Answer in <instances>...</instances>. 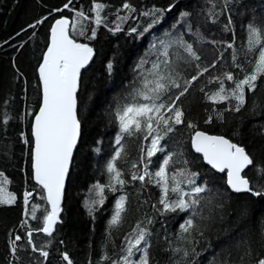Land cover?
I'll return each mask as SVG.
<instances>
[{
	"label": "trees",
	"instance_id": "trees-1",
	"mask_svg": "<svg viewBox=\"0 0 264 264\" xmlns=\"http://www.w3.org/2000/svg\"><path fill=\"white\" fill-rule=\"evenodd\" d=\"M68 2L0 0V172L4 174L0 183L6 178L7 183L2 186L17 197L14 204L0 205V264H67L62 259L64 252L73 264H111V260L123 254L125 235L138 221L150 232L151 264H176L182 253L174 254L172 248L186 247L191 252L193 247L178 239L180 225L189 218L191 210L164 212L159 204L162 193L154 174L168 152L182 153L177 157L181 163L170 166V171L184 167L195 173L196 184L207 185L210 190L201 195L215 198L218 193L219 198L213 199V203L222 201V208L215 210L213 218L205 222L203 238L194 234L199 241L195 244L198 255L184 258L181 264L184 261L186 264H255L264 255V196L229 190L225 173L207 166L202 156L193 151L190 141L192 134L201 130L224 136L244 147L254 164L248 166L243 175L250 179L253 190L264 185V178L257 172V166L264 167V78L257 81L255 92L246 90L245 104L238 112L234 110V100L214 103L205 97V92L211 94L219 88V82L211 80L212 77H222L224 72L231 71L237 79H242L252 70L258 50L248 51L247 28L250 22H264V0H229L227 6L225 0H128L135 8L131 14L122 7L125 0H97L104 5L101 15L105 22L99 26L92 19L95 15L91 11L93 0H71L69 8L64 9L63 5ZM153 9L159 10L155 17L142 15ZM79 11L90 19L81 21L76 29L70 27L71 36L89 44L94 56L80 76L77 93L80 137L67 176L59 222L52 235L41 231L32 233L34 246L48 251L45 259L39 251H33L27 237L30 229L43 226L45 209L49 211L43 189L33 181L31 170L32 113L36 112L41 99L37 69L52 20L67 16L72 24L74 19H79ZM181 13L189 15L182 17ZM118 16L128 19L121 22ZM154 18L159 22L139 36ZM42 19L43 22L37 24ZM116 24H121L122 30L110 31ZM92 28H96V36L88 39ZM131 28H136L137 33L130 34ZM181 36L202 57V65L215 60L216 67L209 68L182 98L185 123L177 125L176 131L167 136L160 132L164 136L160 142L164 151L149 158L150 138L144 139L145 134L123 137L126 154L117 161V166L126 183L122 187L116 185L115 192L105 189L104 203L94 205L95 211L89 215L85 201L99 199L89 189L98 182L107 184L109 181L106 163L115 153L119 132L115 112L118 106L128 102L133 87L139 86L137 63L142 57L149 61L156 58L146 55L153 41ZM229 44L231 48L227 47ZM176 52L187 56L182 48L174 45L170 53ZM234 55L240 68L234 66ZM177 66L189 77L195 74L194 67L188 68L183 61H177ZM150 67V62L144 65L145 69ZM225 87L231 89L234 84L225 81ZM218 113L223 119L217 118ZM209 116L212 120L206 123ZM189 122L195 128H189ZM133 162L137 164L135 170L131 167ZM145 165L151 178L146 177L143 182L133 180V171L143 174ZM182 187L185 192L191 190L190 184H182ZM25 191L33 193L27 206L23 200ZM120 196L127 197L125 223L119 229H110L109 220ZM32 205L39 206L36 218L32 216ZM203 214L207 216L208 211ZM149 219L151 224L147 223ZM24 221L26 223H22ZM17 235L21 240L16 241L18 250L14 256L11 242ZM249 251L251 255H245ZM105 255L110 259L102 260ZM133 259L138 260L139 254Z\"/></svg>",
	"mask_w": 264,
	"mask_h": 264
},
{
	"label": "snow or ice",
	"instance_id": "snow-or-ice-1",
	"mask_svg": "<svg viewBox=\"0 0 264 264\" xmlns=\"http://www.w3.org/2000/svg\"><path fill=\"white\" fill-rule=\"evenodd\" d=\"M229 0H225V5ZM71 0L63 5L64 9H68ZM123 9L131 14L135 12V8L125 0ZM171 7V6H170ZM104 5L93 0L91 11L94 15V23L99 26L104 24V18L101 15ZM60 12L61 9H55ZM159 10L142 13V15L155 17ZM188 13H181L182 17L188 16ZM79 19H74L71 27L76 29L81 25V21L90 19L83 11L77 13ZM121 22L128 19L127 16L117 17ZM38 20L37 24L42 23ZM159 21L153 19L144 32H139V36H143ZM232 23L229 18L228 25ZM228 25L225 26L226 30ZM29 27H34L30 25ZM70 27L69 20L65 17L56 19L51 26V42L47 47V51L43 54V62L39 65V77L43 86L42 103L39 106V111L32 113L35 120L32 124V136L34 138V147L31 152L32 168L34 179L38 184L42 185L47 193V203L51 206L50 211H46L43 216L42 227L39 229H30L27 233L28 243L33 245V251H39L40 255L45 259L49 256L48 251L37 249L32 241L33 231H41L47 235H52L54 226L59 220L61 212V199L64 193L65 178L69 171V164L72 158V150L76 145L77 138L80 135V121L77 118V103L76 90L77 82L80 76L81 69L88 64L92 58L93 49L88 44L77 43L70 38L68 29ZM175 27V26H174ZM122 30L121 24L110 31L119 32ZM191 30V27H189ZM136 28H131L129 33H137ZM81 35L84 32L81 31ZM96 36V28L91 29V36L88 39H94ZM247 48L249 52L258 50V56L255 58L254 66L250 72H247L242 79H237L231 71H226L223 76L212 77L211 80L219 82L217 91L208 94L205 92V97L214 103L220 101H235V111H239L245 104L246 90L255 92L257 89V81L264 78V22H250L247 28ZM182 48L187 56L180 55L179 52L170 53L173 46ZM257 46H259L257 48ZM227 47L231 48L229 44ZM146 55H155V59L149 61L142 57L137 63L136 68L139 70L137 79L139 86L133 87L129 93L130 99L117 107L115 119L119 123V132L116 137L117 147L114 155L106 163V170L109 174L107 184L96 183L89 189V192H95L99 197L98 200L85 201L88 205L89 215L94 211V205L103 204L105 201V189L115 192L116 185L121 187L126 183L122 179V171L117 166V161L126 154V149L122 143L124 136L132 137L138 134H145L144 139H151V145L147 150V156L151 158L157 152L164 151L160 147V142L164 136L160 135L163 131L167 136L176 131L177 125L185 123V110L182 104V98L189 93L194 82H196L205 73H208L209 68L216 67V61L213 60L207 66L200 63L202 57L198 55L193 45L186 43L183 36L170 39L153 41L149 46V52ZM173 55L175 59H173ZM237 57L233 56V61L236 62ZM177 61H183L188 68H193L195 74L186 75L179 70ZM151 63V67L144 68V65ZM235 67L240 68V64L236 62ZM111 70V63L108 65ZM225 81H230L234 87L228 89L225 87ZM211 82V81H210ZM175 90V91H173ZM204 92V89H200ZM5 104L8 101H4ZM217 118L223 119L222 114H217ZM212 117L209 116L207 122H211ZM189 128H195L191 122L188 123ZM23 135V133L21 134ZM192 147L196 152L202 153L204 159L219 171L227 170V184L236 193L247 192L253 196H264V185L260 189L253 190L249 178L242 175L244 169L254 164V160L246 149L238 144L232 143L224 136H209L204 132L196 131L192 136ZM27 142V141H26ZM143 152V148L141 149ZM182 153L168 152L158 170L155 172V183L161 188V198L159 204L164 212H175L191 210V215L180 225V234L178 239L187 245H193L191 252L186 247L172 248L174 254L182 253L181 260L176 261V264H181L184 258L192 254L198 255L195 250V244L199 243L196 239L198 234L201 238L204 236V229L207 227L206 221L213 218L215 210L222 208V201L213 203V199H218L219 194L215 198H207L201 194L206 191L207 185L198 186L194 180L195 173L186 171L184 167H176L174 171H170V166L180 164L177 159ZM143 162V158L141 159ZM187 164V161H183ZM132 169L137 168L135 162L131 165ZM257 172L261 178H264V167L257 166ZM0 172V177H3ZM152 174L148 172L145 165L143 174H137L133 171L132 179L145 181L146 177L151 178ZM7 179L4 178L0 183V205H11L16 203L17 197L14 193L7 191V188L2 186L6 184ZM190 184L191 190L185 192L182 184ZM175 196V199L172 196ZM33 193L25 191L23 194L24 204L27 206ZM126 196H120L115 203L114 213L109 220L110 229H119L124 223L127 214ZM38 205H32L31 212L33 218H36ZM208 211L205 216L204 211ZM27 214V209H26ZM199 218V220L197 219ZM26 223V221L22 222ZM148 224L152 220L147 221ZM150 232L147 227L143 226L142 222L138 221L136 226L132 228L130 233L125 235V246L121 249L122 255L118 259L111 260V264H151L150 244L148 237ZM21 240V236L17 235L15 240L11 242V251L15 256L17 253L16 241ZM264 241V238H262ZM247 243V242H245ZM139 254V259L134 260L133 257ZM245 255L250 256L251 251ZM62 259L67 264H73L67 252L62 253ZM102 260H109L105 255ZM243 260V258H241ZM11 264V262H10ZM186 264V261H184ZM255 264H264V255L255 261Z\"/></svg>",
	"mask_w": 264,
	"mask_h": 264
},
{
	"label": "water",
	"instance_id": "water-1",
	"mask_svg": "<svg viewBox=\"0 0 264 264\" xmlns=\"http://www.w3.org/2000/svg\"><path fill=\"white\" fill-rule=\"evenodd\" d=\"M61 17H65V18H67L66 16H59V17H56V18L53 20V22L51 23V25H50V30H51V26H52V24L55 22V20H56V19H59V18H61ZM67 19H68V18H67ZM68 20H69V19H68ZM69 23H70V20H69ZM50 30H49V38H48V42H47V45H46V48H45L43 54L47 51V47H48L49 43L51 42V31H50ZM68 32H69V29H68ZM69 36H70V38L74 39V38L70 35V33H69ZM74 40H75V39H74ZM75 41H76V40H75ZM76 42H77V43H82V44H87V43L80 42V41H76ZM88 46L91 47L89 44H88ZM43 54H42V57H41V60H40L39 65L43 62ZM93 56H94V52H93L92 58H93ZM92 58L89 60L88 64L85 65V66L81 69V71H80V76H81V72H82L85 68L88 67V65L90 64ZM38 75H39V66H38ZM80 76H79V79H78V82H77L76 103H77V93H78V90H79ZM39 82H40V89H41V99H40V104H41V103H42V96H43V86H42V82L40 81V77H39ZM39 106H40V105H39ZM38 111H39V108H38V110H37L36 112H38ZM77 118H78V117H77ZM34 120H35V117H33V119H32V124L34 123ZM32 124H31V137H32V149H33V147H34V138H33V136H32ZM197 131H201V130H197ZM195 132H196V131H195ZM195 132L193 133V135L195 134ZM201 132H204V131H201ZM204 133H206V132H204ZM206 134L209 135V136H219V135L208 134V133H206ZM193 135H192V136H193ZM79 137H80V135L78 136V138H77V142H76V145H75V147H74L73 150H72V158H71V161H70V164H69V170H70V167H71V163H72V159H73V155H74L75 149H76L77 144H78V141H79ZM191 138H192V137H191ZM190 143H191V147H192V139H191ZM32 149H31V152H32ZM192 149H193V151H195V149H194L193 147H192ZM195 152H196V151H195ZM196 153H198V152H196ZM198 154H200V155L202 156V158H203V160H204V162H205V164H206L207 166H209L211 169H213V170L216 171V172H221V171H219L217 168H213V166H212L211 164H209V163L204 159L202 153H198ZM246 169H247V168H246ZM246 169L243 170L242 175L244 174V172H245ZM31 170H32V178H33V181H34L36 184H38L37 181L34 179V172H33V168H32V158H31ZM223 172L225 173V181H226V185H227V187L232 191V189H231V188L228 186V184H227V170H225V171H223ZM68 173H69V171H68ZM67 176H68V174H67ZM67 176H66V178H65L64 193H65V186H66ZM38 185L42 187V185H40V184H38ZM42 189H43V187H42ZM43 192H44V198H45V200H46V202H47V199H46V197H47V193H46V191H45L44 189H43ZM232 192H234V191H232ZM64 193H63V196H62V199H61V206H62L63 199H64ZM241 193H245V192H241ZM47 205H48V209H49V211H50V210H51V206H50L48 203H47ZM59 216H60V214H59ZM58 222H59V220H58ZM58 222H57V223H58ZM55 226H56V225H55ZM55 226H54V228H55ZM44 234H45V233H44ZM46 235H47V234H46Z\"/></svg>",
	"mask_w": 264,
	"mask_h": 264
},
{
	"label": "bare ground",
	"instance_id": "bare-ground-1",
	"mask_svg": "<svg viewBox=\"0 0 264 264\" xmlns=\"http://www.w3.org/2000/svg\"><path fill=\"white\" fill-rule=\"evenodd\" d=\"M59 15H60V14H59ZM59 15H58V16H59ZM66 17H67V16H66ZM67 18L70 20V23H69V24L71 25V19H70L69 17H67ZM54 19H55V18H54ZM54 19H53V20H54ZM53 20H52V22H53ZM52 22H51V23H52ZM69 33H70V27H69ZM70 35H71V34H70ZM73 38H74V37H73ZM76 41H77V40H76ZM80 42H81V41H80ZM225 42H226V41H225ZM228 42H229V41H228ZM84 43H85V42H84ZM38 66H39V65H38ZM37 70H38V69H37ZM39 105H40V104H39ZM38 108H39V106H38ZM38 108H37V110H38ZM37 110H36V111H37ZM77 113H78V112H77ZM33 117H34V116H33ZM31 124H32V122H31ZM196 131H197V130H196ZM192 135H193V134H192ZM219 136H221V135H219ZM191 137H192V136H191ZM225 138H226V137H225ZM226 139H227V138H226ZM203 161H204V160H203ZM229 190H230V189H229Z\"/></svg>",
	"mask_w": 264,
	"mask_h": 264
},
{
	"label": "rangeland",
	"instance_id": "rangeland-1",
	"mask_svg": "<svg viewBox=\"0 0 264 264\" xmlns=\"http://www.w3.org/2000/svg\"><path fill=\"white\" fill-rule=\"evenodd\" d=\"M70 27H71V25H70ZM71 34V33H70Z\"/></svg>",
	"mask_w": 264,
	"mask_h": 264
}]
</instances>
